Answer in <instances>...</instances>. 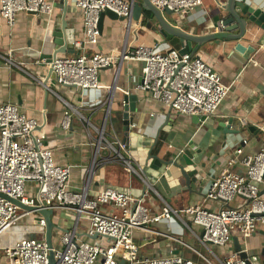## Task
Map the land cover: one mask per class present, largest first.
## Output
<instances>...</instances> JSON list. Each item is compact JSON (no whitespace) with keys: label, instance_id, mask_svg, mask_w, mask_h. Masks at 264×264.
Here are the masks:
<instances>
[{"label":"crops","instance_id":"0c3cea01","mask_svg":"<svg viewBox=\"0 0 264 264\" xmlns=\"http://www.w3.org/2000/svg\"><path fill=\"white\" fill-rule=\"evenodd\" d=\"M76 0H67L64 19L72 29L75 40L84 36L83 13L75 6ZM51 14H34L20 11L15 23L9 26L0 17V103L17 104L22 112L37 121L34 134L44 133L45 142L51 148L55 162L70 166L69 186L78 189L84 173L92 171L89 196L106 186H113L130 192L134 198H142V204L150 214L158 213L165 203L181 210L190 205L201 204L208 209H218L223 204L216 200H204L211 180L220 174L228 158L242 140L247 139L245 153H254L264 137V42L258 43L261 31L257 28L246 39L240 40L245 46L251 43L255 50L248 59L235 49L236 41L209 40L193 53L198 54L214 70L220 73L230 90L219 104L212 122L195 123L192 116L173 112L167 105L151 97L148 91L139 90L142 63L135 60H119L111 67L99 71V79L107 87L80 90L73 86L60 85L49 76L48 59L55 49L54 32L62 19L63 0H53ZM168 18L186 31L204 34L218 30V23L224 18L219 0H202L192 10L174 12ZM99 41L88 45L87 52L119 54L125 48L148 45L165 52L171 48L158 34L140 21L114 18L104 15L100 26ZM58 53L64 56L79 53ZM5 57H11L21 68L8 65ZM44 77L49 88L38 83L33 77ZM49 76V77H48ZM136 93L135 110L128 112V121L122 122V94ZM110 111L107 114V101ZM71 105L79 111L72 112L68 129H62L60 122L64 109ZM232 118L229 128L223 127ZM255 127V128H252ZM99 131L109 141L119 139L126 144L122 151L135 167L128 172L119 159L102 144L97 146ZM191 147L193 160L197 163L199 178L188 186L181 168L171 161L180 156L183 149ZM95 161V162H94ZM193 166H186L191 170ZM232 170L243 173L244 168L236 164ZM146 184V185H145ZM29 188V185H28ZM229 205L245 207L248 201L235 197ZM107 212L118 213L117 208L102 205ZM37 213L23 218L24 225H31ZM188 226L176 215L147 223V228H137L133 240L138 246L140 257H158L170 252L191 258L199 264H207L197 253L213 258L199 242L196 234L201 228L183 217ZM53 221L57 225L53 243L58 244L61 229L72 227L76 214L70 209L54 210ZM18 225V224H17ZM88 221L80 218L77 231L85 241H97L99 237L86 235ZM194 233H193V232ZM160 232L161 234H158ZM25 233V232H24ZM23 234V233H22ZM20 234V235H22ZM28 235V233H25ZM12 234L9 238L18 237ZM233 236H238L243 249L258 256L256 264H264V223L247 238L234 232L224 246L214 248L219 257L235 253ZM0 264H8L0 252ZM120 264H125L121 261Z\"/></svg>","mask_w":264,"mask_h":264},{"label":"built area","instance_id":"2783aa9c","mask_svg":"<svg viewBox=\"0 0 264 264\" xmlns=\"http://www.w3.org/2000/svg\"><path fill=\"white\" fill-rule=\"evenodd\" d=\"M161 10L169 8L174 12L188 11L199 6L202 0H150ZM133 0H76L75 6L83 13L84 36L73 42L79 53L56 56L48 62L54 73V81L60 85L73 86L80 90L107 87L99 79V71L111 67L119 60H135L142 63L141 80L136 88L148 91L154 99L167 105L182 115L213 116L222 99L230 90L219 72L195 53H179L170 48L165 52L153 46L136 45L125 48L119 54L87 52L88 45L99 41V17L107 9L118 16L131 20ZM53 0H0V17L12 26L20 11L34 14H51ZM218 28H223L222 20ZM8 65L19 67L11 57H5ZM33 77V76H32ZM38 83L49 88L47 80L33 77ZM107 101V114L110 110ZM72 112L76 108L67 105L60 122L62 129H68ZM37 121L22 112L17 104L0 103V238L11 227L28 216L38 214L31 223L33 235L23 233L18 237L0 242V252L8 264H49V248L44 239L45 219L36 212L37 208L70 209L76 214L72 227L62 230L58 244L53 243L57 264H199L197 261L170 252L158 257H140L138 246L133 240L134 230L147 228V223L169 218L172 214L191 221L201 228L196 234L199 242L213 258L197 251L207 264H256L255 254L241 257L238 252L219 257L214 248L226 245L234 232L243 239L250 236L264 223V137L259 149L245 153L244 145L237 146L228 158L226 166L214 177L204 195V200H216L223 205L218 209H208L201 204L184 209H173L165 203L158 213L150 214L142 204V198H134L130 192L106 186L89 196L92 171L84 173L82 185L78 189L69 186L70 166L55 162L51 148L46 144L44 133L34 134ZM106 142L114 159H119L128 172L135 171L131 161L122 153L126 144L119 139L107 140L99 131L97 146ZM95 162V161H94ZM236 164L244 168L243 173L232 170ZM136 172V171H135ZM33 185L28 188V183ZM6 195L17 199L22 208ZM235 197L248 201L245 207L229 205ZM107 205L119 210L118 213L101 209ZM80 218L88 221L87 236L97 234L104 241H85L77 231ZM161 234L160 232H157Z\"/></svg>","mask_w":264,"mask_h":264},{"label":"water","instance_id":"95a60500","mask_svg":"<svg viewBox=\"0 0 264 264\" xmlns=\"http://www.w3.org/2000/svg\"><path fill=\"white\" fill-rule=\"evenodd\" d=\"M221 9L224 11V18L222 19L223 28L212 31L210 33L204 34H193L179 25L173 23L168 16L172 15L174 11L169 8L161 10L156 5H154L150 0H133L131 7V19L135 21H140L144 24L146 28L155 31L158 36L167 43L179 51V53H193L195 48L199 45L209 41V40H224V41H236L235 49L243 53V57L248 59L249 56L255 50V45L250 44L245 46L240 40L246 39L249 35L253 34L251 32L253 29L257 28L261 31V37L257 39L258 43L263 44L264 42V0H219ZM67 9V0H63L62 5V19L58 26V30L54 32L55 49L50 56L48 62L56 58L58 53H74L73 42L75 40L72 29L67 27V22L64 19V14ZM109 15L114 18H122L124 16H118L113 10L107 9L101 12L99 17V27L101 26L102 18L104 15ZM195 43V46H193ZM52 78H55L52 69L49 73ZM48 76V77H49ZM137 94L133 92H126L122 94V122L128 121V112L135 110V104L137 101ZM173 112L176 110L170 108ZM110 111V110H109ZM212 117L205 115H192V120L195 123L212 122ZM222 126L229 128L232 124V118H229L227 123L222 122ZM255 128V127H252ZM194 151L191 147H186L183 149L179 157L172 160L171 162L181 168L182 175L185 179L186 185H190L194 178H199L198 171L196 167L197 163L193 160ZM193 166L191 170H185L186 166ZM146 185V184H145ZM264 192V186L261 189V193ZM3 197L11 200L16 205L25 208L27 210H35L36 207L25 206L20 203L17 199H12L4 194ZM36 212L42 215L45 219V232L44 239L49 248L48 258L49 264H57L53 252V236L54 231L57 229L56 223L53 221L52 216L54 210L46 209L43 207L37 208ZM64 229H61V231ZM92 237H97V234ZM233 244L236 252L239 253L241 257H246L247 252L243 249L242 243H240L238 236H233Z\"/></svg>","mask_w":264,"mask_h":264},{"label":"rangeland","instance_id":"374dc122","mask_svg":"<svg viewBox=\"0 0 264 264\" xmlns=\"http://www.w3.org/2000/svg\"><path fill=\"white\" fill-rule=\"evenodd\" d=\"M98 137H99V135H98ZM97 137V138H98ZM102 145L108 150V151H110V148L107 146V144H106V142L103 140V143H102ZM101 146V145H100ZM28 185H29V188L33 185V183L31 182V183H28ZM25 218H27V217H25ZM23 222V220L21 219L17 224L18 225H24V223H22ZM18 225H15V226H13V227H11V228H14V227H16V226H18ZM23 228H25L26 230V232L25 233H28V235H33V234H35L34 232H33V229H34V227L33 226H31V225H29V224H26L25 226H23ZM9 237H11V236H9ZM8 236H7V234H3L2 236H1V238H0V242H3V241H5V240H7L8 238H9Z\"/></svg>","mask_w":264,"mask_h":264},{"label":"bare ground","instance_id":"6f19581e","mask_svg":"<svg viewBox=\"0 0 264 264\" xmlns=\"http://www.w3.org/2000/svg\"><path fill=\"white\" fill-rule=\"evenodd\" d=\"M25 230H26L25 228L18 225L14 228H10L6 232H4V234H7L8 237L11 236L12 234L20 235V234L26 232Z\"/></svg>","mask_w":264,"mask_h":264}]
</instances>
